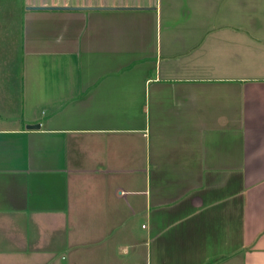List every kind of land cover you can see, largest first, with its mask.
I'll list each match as a JSON object with an SVG mask.
<instances>
[{"label": "crops", "instance_id": "0c3cea01", "mask_svg": "<svg viewBox=\"0 0 264 264\" xmlns=\"http://www.w3.org/2000/svg\"><path fill=\"white\" fill-rule=\"evenodd\" d=\"M15 3L0 264H264V0Z\"/></svg>", "mask_w": 264, "mask_h": 264}, {"label": "rangeland", "instance_id": "374dc122", "mask_svg": "<svg viewBox=\"0 0 264 264\" xmlns=\"http://www.w3.org/2000/svg\"><path fill=\"white\" fill-rule=\"evenodd\" d=\"M1 1H4V0H0V5H1ZM29 1L30 0H26V3H29ZM55 1H58V0H55ZM7 3L8 4H11V6L8 7V8L3 7V13L0 16H1V18H6L7 20L5 22L0 23V26H1L0 30H1V32H5V33L9 32V30H10V32H16L17 31V27H18L17 24H18V22H19V20H20L21 17H18V10H16L15 0H7ZM5 11H8L9 12V14H8L9 16H11L10 14H12V16L15 18L14 19V23H12V18H11V21H10L7 16H3V14H5ZM18 30H19V28H18ZM3 43L6 44L7 42L6 41H3ZM6 45H8V43ZM11 62L13 63V61H11ZM15 82H18V80L17 79H14L13 80V83H15ZM31 233H35V237L34 236H31V238L33 240L30 241V244H31L29 246V248L31 249L30 251L37 252L39 250H42V252L44 253L47 248H45V246H44L43 237H40L38 235L39 232L36 231V230L33 231V232H31ZM217 264H219V263H217Z\"/></svg>", "mask_w": 264, "mask_h": 264}, {"label": "water", "instance_id": "95a60500", "mask_svg": "<svg viewBox=\"0 0 264 264\" xmlns=\"http://www.w3.org/2000/svg\"><path fill=\"white\" fill-rule=\"evenodd\" d=\"M30 9H55V8H47V7H31ZM29 129H39L40 128V125L37 124V125H31V126H28Z\"/></svg>", "mask_w": 264, "mask_h": 264}]
</instances>
